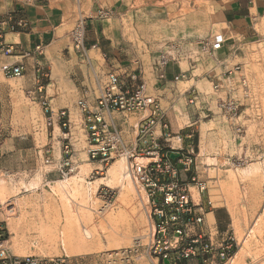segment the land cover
<instances>
[{
    "label": "rangeland",
    "instance_id": "obj_1",
    "mask_svg": "<svg viewBox=\"0 0 264 264\" xmlns=\"http://www.w3.org/2000/svg\"><path fill=\"white\" fill-rule=\"evenodd\" d=\"M122 1L120 15L107 16L98 25L107 28V44L111 43L120 58L142 63L150 90L154 89L152 57L162 44L207 39L225 26L211 0ZM32 2L44 5L54 15L55 28L53 36L42 43L43 53L39 55L46 74L43 79L7 78L0 73V222L8 251L18 256L35 255L52 264H166L156 263L147 251L151 220L145 189L130 171L112 179L111 165L124 162L126 171V161L116 157L105 163L87 157L77 103L87 90L92 98L96 81L85 49L81 44L76 46L75 30L82 29L84 41V16L93 8L92 0H0V22L24 12ZM259 31L264 34V25ZM243 47L247 57L235 61L245 66L251 92L242 100L237 119L227 121L214 100L213 113L199 117L181 93L173 108L164 101L161 104L163 108L169 106L168 115L178 127L187 122V116L191 118L194 173L206 184L199 194L195 188L191 190L205 215L199 226L203 237L209 230L215 242L231 235L238 244L234 264H264V43ZM101 51L110 55L107 49ZM87 55L95 70L102 71L100 51L91 49ZM203 55L207 56L206 65L213 68L211 55ZM57 61L60 70L53 77ZM181 62L183 68L188 67L189 63ZM206 65L194 71L199 79ZM219 72L217 68L214 73ZM208 75L210 83L204 80L207 86L197 87L216 97L212 73ZM187 85L181 83L179 87ZM38 86H42L41 92ZM46 107L52 108L54 115L57 110L68 109L69 126L60 131L55 125L53 131ZM63 132H68L66 140L62 139ZM66 143L68 152L63 151ZM172 144L177 142L172 140ZM66 161L71 170L65 165L60 168ZM181 177L185 179L184 173ZM66 178L71 179L68 184L62 182ZM101 187L113 194L110 206L104 204ZM72 188H79L74 200L81 205L70 202ZM6 207L13 208L10 216ZM84 229L90 235L74 242ZM172 262L183 264L176 259Z\"/></svg>",
    "mask_w": 264,
    "mask_h": 264
},
{
    "label": "built area",
    "instance_id": "obj_2",
    "mask_svg": "<svg viewBox=\"0 0 264 264\" xmlns=\"http://www.w3.org/2000/svg\"><path fill=\"white\" fill-rule=\"evenodd\" d=\"M31 2L32 0H25ZM101 17L109 16V11L100 10ZM23 25L22 20L16 22ZM13 28L9 18L0 22V54L9 55L13 50V44L5 42L4 26ZM76 46L82 45V29L75 30ZM225 38L221 32L212 33L207 39L185 42L182 40L167 41L162 44L152 58L151 66L158 79L164 78V68L168 63L185 61L195 64L201 54L212 55L222 46ZM38 54L43 53V46L35 47ZM103 65H106L107 55L101 53ZM88 58V57H87ZM93 71L96 88L84 93V99L78 101L80 106L83 130L88 144L87 157L100 162H109L116 157L125 156L130 162V170L136 181L145 189L150 198L149 218L151 220L150 235L147 242L149 255L158 261L167 260L166 264H173L172 260L182 261L183 264H234L237 251V242L231 235L223 236L219 241L213 239V234L208 232L204 238L199 226L203 224L205 215L201 211L199 202L195 201L191 190L195 188L197 193L206 189V184L197 179L194 173V145L189 142L185 146L172 148L163 146L159 141L155 127L159 125L162 130L169 128L164 109L160 105L159 98L148 90L147 83L143 79L142 67L128 73V80L121 78L124 67L116 70L101 66L102 71H96L89 60ZM119 70V71H118ZM118 71V72H117ZM123 71V72H121ZM187 71H180L173 78L174 82L182 79ZM0 73L7 78L24 77L23 65L16 61L0 63ZM221 78L211 82L216 97L196 86H190L183 94H186V104L193 111H197L199 117L213 113L212 102L223 114L227 121H234L240 116L243 99L249 97L250 81L242 63H234L225 68ZM42 86H38L41 92ZM45 104V101L42 102ZM1 110V108H0ZM49 115L55 116V122L59 130L69 126L70 112L68 109L57 110L55 115L52 108H45ZM122 112L125 114L141 113L138 119V141L143 147L128 145L124 142L121 130L112 123V114ZM48 119V124H51ZM195 123V122H194ZM239 129H237L238 131ZM68 132L62 133V139L66 140ZM170 135L165 134L164 140L168 142ZM178 141L181 137L177 134ZM64 152H68V143L63 145ZM170 152H178L175 163L169 160ZM145 158V162L134 163L135 157ZM67 166L71 170L69 161L64 162L60 168ZM66 170V171H67ZM62 173H65L60 169ZM183 171L185 179L179 178V172ZM100 192L105 197V206L113 203V194L108 188L101 187ZM264 210V204H263ZM216 234V232H215ZM6 235L3 224L0 222V264H52L35 255H14L6 247Z\"/></svg>",
    "mask_w": 264,
    "mask_h": 264
},
{
    "label": "crops",
    "instance_id": "obj_3",
    "mask_svg": "<svg viewBox=\"0 0 264 264\" xmlns=\"http://www.w3.org/2000/svg\"><path fill=\"white\" fill-rule=\"evenodd\" d=\"M216 4L219 8L222 18L224 20L225 26L221 29V33L223 34L225 41L222 43V46L213 51L211 58L214 62L215 66L213 68L208 67L206 64V57L201 54L198 63L190 64L188 67L183 68L181 65L182 62L177 63H168L164 68V78L158 79L157 75L154 73V70L151 66V71L154 75V83L151 85L154 89L150 90L151 93L157 95L160 101V105L162 107V101L171 105L173 108L176 104L174 101L176 100L177 95L181 93L184 96L186 102V94H183L190 86H207V83H210L207 80L208 77L211 78L209 73H212L213 80L222 77V73L225 68L234 64L240 63L241 61H235L236 59H244L247 57L246 52L244 51V45L248 43H264V34L260 33L259 28L264 25V0H211ZM93 8L89 10V14L84 16L85 20V28L86 37L84 41H82V47L85 49V55L88 57L87 60L92 62V59L87 55V52L91 49H98L101 53V50H106L110 53L107 56L106 68L116 70L119 67H124L122 69L125 71L124 74H121V78L125 79L126 82L128 80V73L132 70L137 69V67H142V63H139L138 59L130 60L126 62L124 58H120V55L116 53L112 49L111 43L107 44V41L110 40L107 35L106 27H100L98 24L99 20L104 21L105 18H101L100 10L109 11V16H117L123 11L124 3L121 0H92ZM10 22H12L13 28L9 27L7 31H4V39L5 42L13 44V50L11 54L4 55L0 54V63L5 61H18L24 67V76L30 79H43L46 74L43 72V63L41 59L43 57H39L40 54L36 51L35 47L37 45H42L43 42L49 40L54 33V15L45 9L44 5H40L38 3H31L26 10L21 13L14 14L13 17H8ZM13 18V19H12ZM18 20H22L24 22L23 25H17L16 22ZM106 54V53H105ZM153 58V57H152ZM214 59V60H213ZM94 65V63L92 62ZM206 65V68H202L204 73L203 78L199 79L194 71L198 69V67H203L201 65ZM219 68V73H214L215 70ZM143 69V67H142ZM60 70V63L55 62L52 69V76L55 77L58 71ZM187 71L185 76L178 80L177 82L173 81V78L176 75L180 74V71ZM119 71V70H118ZM117 71V72H118ZM121 71V72H123ZM143 79L147 83L148 81L145 76L143 70ZM207 83H203V81ZM211 80V82L213 81ZM181 83H187L188 85L182 89L180 88ZM50 85V84H48ZM198 88V87H197ZM168 106V107H169ZM168 107L163 108L166 114V118L169 122V128L167 130H162L159 128V125L155 127V132L157 136H159L158 141L163 146H169L170 142L173 146L172 148H179L180 146H185L189 142H192L191 136L192 133L189 127L191 126L190 117L187 116V122L184 125L178 127L174 122L171 121L168 115ZM141 116V113H131L125 114L122 112H114L112 114V123L113 125L121 130L122 138L124 142L128 145H136L138 148L143 147L142 142L138 141V119ZM51 119L52 123L48 124L52 126V130L54 131V116L49 115L47 117ZM231 123V122H230ZM169 134L170 137L167 138L168 142L164 140V135ZM181 137V140L178 141L176 135ZM182 139H185L184 143ZM172 140L177 142V145L172 144ZM177 153L178 152H170ZM171 163H175L174 159L170 158ZM182 173L179 172V178L183 179ZM186 176V174L184 173Z\"/></svg>",
    "mask_w": 264,
    "mask_h": 264
},
{
    "label": "bare ground",
    "instance_id": "obj_4",
    "mask_svg": "<svg viewBox=\"0 0 264 264\" xmlns=\"http://www.w3.org/2000/svg\"><path fill=\"white\" fill-rule=\"evenodd\" d=\"M55 125H56V123L54 124V128H55ZM58 127V126H57ZM59 129V128H58ZM120 159H124L125 161H126V163H127V166H126V171H124L123 169H124V167H125V164H124V162H121V163H113L112 165H111V168H110V172H111V176H112V179L113 180H117L118 179V175L120 174V172L124 175L127 171H130L131 172V170H130V162L128 161V159H127V157H125V156H120ZM141 162H145V158L144 157H141V156H136L135 157V160H134V163L136 164H138L139 165V163H141ZM122 170H123V172H122ZM131 174H132V172H131ZM129 175V174H128ZM130 176V175H129ZM133 176V175H132ZM122 177H125V176H122ZM102 179V178H101ZM71 179L70 178H66L65 180H63L62 182H64V183H66V184H68L69 183V181H70ZM99 184L100 183H102L101 182V180L98 182ZM97 183V184H98ZM88 184H90V183H88ZM120 185H121V182H120ZM122 187H123V185H122ZM91 188V187H90ZM93 190V189H92ZM77 193H79V188H72V190H71V192H70V194H71V197L70 196H68V198H70L72 201H70V202H73L74 201V203H76V204H79V203H77L74 199L76 198V194ZM142 195V194H141ZM143 198H144V195H143ZM146 198V197H145ZM2 200V199H1ZM4 202V201H3ZM6 202V201H5ZM69 202V201H68ZM69 202V203H70ZM9 203V202H8ZM79 205H81V204H79ZM7 206V205H6ZM5 211H6V215L7 216H10L11 215V213L13 212V208H11L10 207V209H8L7 207H6V209H5ZM67 211L69 212V214H70V208H69V206H67ZM250 232V231H249ZM90 235V233H89V231L87 230V229H84L83 230V234L80 236V235H77L74 239H73V241L74 242H76V243H79V242H82L83 241V238H85V237H88ZM240 252V251H239ZM237 253V252H236ZM235 256H236V254H235ZM235 258V257H234Z\"/></svg>",
    "mask_w": 264,
    "mask_h": 264
},
{
    "label": "water",
    "instance_id": "obj_5",
    "mask_svg": "<svg viewBox=\"0 0 264 264\" xmlns=\"http://www.w3.org/2000/svg\"><path fill=\"white\" fill-rule=\"evenodd\" d=\"M178 154L177 153H170V158L174 159L175 157H177ZM164 263H167V260H164Z\"/></svg>",
    "mask_w": 264,
    "mask_h": 264
},
{
    "label": "trees",
    "instance_id": "obj_6",
    "mask_svg": "<svg viewBox=\"0 0 264 264\" xmlns=\"http://www.w3.org/2000/svg\"><path fill=\"white\" fill-rule=\"evenodd\" d=\"M192 141H193V139H191ZM194 141H195V139H194Z\"/></svg>",
    "mask_w": 264,
    "mask_h": 264
}]
</instances>
